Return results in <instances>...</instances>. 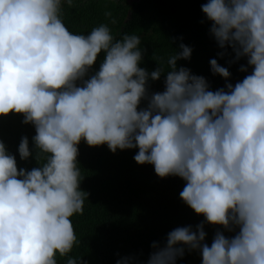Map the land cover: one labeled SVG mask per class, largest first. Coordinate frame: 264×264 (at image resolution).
Wrapping results in <instances>:
<instances>
[{"label": "clouds", "instance_id": "1", "mask_svg": "<svg viewBox=\"0 0 264 264\" xmlns=\"http://www.w3.org/2000/svg\"><path fill=\"white\" fill-rule=\"evenodd\" d=\"M62 2L72 4L0 0V115L22 114L35 128L36 159L44 154L39 167L18 169L0 141V264H57L78 242L71 217L83 213L88 195L79 187L81 140L113 153L138 149L135 162L153 165L161 178H182L180 198L204 216L195 231L176 227L163 246L153 242L147 264H175L185 246L199 250L201 264H264V0L201 5L218 46L247 59L239 70L252 71L242 81L209 90L205 77L177 67L192 52L180 43L167 60L164 90L150 95L147 81L165 71L139 66L141 37L115 39L107 24L75 34L62 20ZM209 64L214 75L230 77L216 59ZM18 153L21 160L32 154L27 137ZM204 222L234 235L218 230L209 246Z\"/></svg>", "mask_w": 264, "mask_h": 264}, {"label": "trees", "instance_id": "2", "mask_svg": "<svg viewBox=\"0 0 264 264\" xmlns=\"http://www.w3.org/2000/svg\"><path fill=\"white\" fill-rule=\"evenodd\" d=\"M207 0H72L71 6L62 2V20L69 31L87 34L99 24H107L115 39L124 34L141 37L142 60L140 67L148 72L160 64L164 73L158 80L147 81L149 95L164 90L167 60L179 44L191 47V57L180 59L177 67H186L192 74L206 78L209 90L224 88L226 83L236 82L251 73L240 71L247 65V59L235 60V53L226 46L221 49L210 34L211 22L201 11ZM110 13L111 15H106ZM113 21H115L113 23ZM224 52V55L218 53ZM104 52L98 54L88 76L98 71L104 59ZM218 64L231 73L227 79L213 74L209 61ZM142 100L139 107H146ZM22 114L0 115V141L8 153L16 158L17 167L31 170L44 163V154L36 159L37 149L32 137L35 128L25 124ZM22 137H27L31 155L21 160L18 146ZM77 157L81 177L79 187L86 192L83 213L71 217L77 236V243L65 257L57 256V264H66L69 257H79L86 264H116L118 259L129 257V264H147L151 245L157 242L163 246L167 233L176 227L196 225L204 216L196 214L179 196L185 181L178 176L161 178L151 164H138L133 159L138 149H117L111 152L106 144L89 146L83 140L78 145ZM205 243L211 245L216 231L226 236L234 235L222 226L204 222ZM199 250L189 251L176 259L175 264H201Z\"/></svg>", "mask_w": 264, "mask_h": 264}]
</instances>
